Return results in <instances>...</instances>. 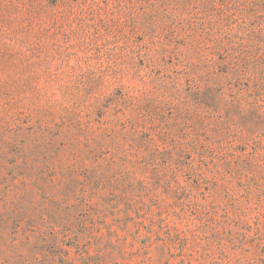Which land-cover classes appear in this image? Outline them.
Returning <instances> with one entry per match:
<instances>
[{"label": "rangeland", "instance_id": "obj_1", "mask_svg": "<svg viewBox=\"0 0 264 264\" xmlns=\"http://www.w3.org/2000/svg\"><path fill=\"white\" fill-rule=\"evenodd\" d=\"M0 264H264V0H0Z\"/></svg>", "mask_w": 264, "mask_h": 264}]
</instances>
